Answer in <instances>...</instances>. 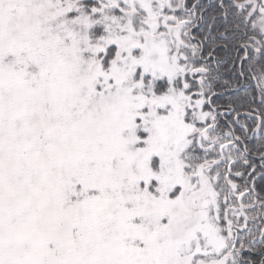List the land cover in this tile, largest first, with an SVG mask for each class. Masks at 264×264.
Listing matches in <instances>:
<instances>
[{"label": "snow or ice", "instance_id": "1", "mask_svg": "<svg viewBox=\"0 0 264 264\" xmlns=\"http://www.w3.org/2000/svg\"><path fill=\"white\" fill-rule=\"evenodd\" d=\"M0 264H264V0H0Z\"/></svg>", "mask_w": 264, "mask_h": 264}]
</instances>
